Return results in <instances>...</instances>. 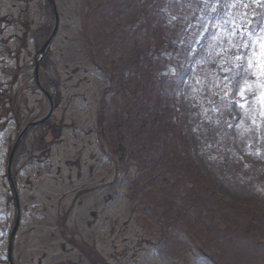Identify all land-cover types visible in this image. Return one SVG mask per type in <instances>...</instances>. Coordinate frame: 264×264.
<instances>
[{"label":"rangeland","instance_id":"1","mask_svg":"<svg viewBox=\"0 0 264 264\" xmlns=\"http://www.w3.org/2000/svg\"><path fill=\"white\" fill-rule=\"evenodd\" d=\"M203 1L189 22L187 0H0V92L13 101L0 106V264L18 206L14 264H264V0L256 17ZM172 42L187 44L182 67L143 52ZM199 58L223 71L202 74ZM38 66L60 86L17 145L11 183L12 148L49 110ZM163 96L165 136L142 119ZM195 186L214 191L198 200Z\"/></svg>","mask_w":264,"mask_h":264},{"label":"trees","instance_id":"2","mask_svg":"<svg viewBox=\"0 0 264 264\" xmlns=\"http://www.w3.org/2000/svg\"><path fill=\"white\" fill-rule=\"evenodd\" d=\"M237 1V6H238V10L241 11V15L245 16V17H254L257 14H260V10H261V3L259 0H236ZM205 5L206 2H204L203 0H187V5L186 6H181V10L180 11V21L183 20H187V21H196L199 19V21L201 20V15H204L205 12L203 11L205 9ZM28 28V25H27ZM46 31V30H45ZM246 37V35H244V38ZM2 45L4 46V44L2 43ZM242 43H238L236 45L233 46V50L235 49H240L242 48ZM1 47V46H0ZM2 49V48H1ZM1 52H5L4 48L1 50ZM143 52L147 53V55L149 56V62L150 63H158L161 64L160 66H164L166 65L168 59L166 58H170V55L173 54H177L178 57L176 58H172L171 62L174 66L177 67H182L180 64V61H182L183 58L187 59V55H188V48H187V44H182L179 42H172L170 44H168V46H158L157 45H149L148 48L146 50H144L143 48ZM150 58L152 59V61H150ZM229 63H227L226 66H228ZM196 70H199L202 74L204 73H210L211 76L215 75L217 72H222L223 71V67H222V62H218V61H211L207 58H199V63L197 65ZM234 71V70H231ZM230 77L232 74H229ZM154 78V80L156 81H160L161 85H165V79H163V77H151ZM161 78V79H160ZM47 82L45 83L46 86L51 90V88L53 87H57V89L60 86V79L58 78V81L55 79L54 76L48 75L46 77ZM221 85L219 86H214L213 85H208L206 91H207V96L211 98V101L213 100L212 97H215L216 95L220 94V91L224 88V86L226 85L224 80H221ZM144 88V87H143ZM142 88V91H143ZM59 91V90H58ZM225 93V92H224ZM56 99L58 101H60V93L58 92V94L56 93ZM227 97V96H225ZM8 98V95L3 91L0 92V106L5 107L6 106V99ZM9 99V98H8ZM10 100V99H9ZM11 102H13L12 100H10ZM57 103V102H56ZM59 103V102H58ZM57 103V104H58ZM220 105H222V103H220ZM172 109H171V104L169 102V100L163 96V98L161 97L159 99V101H154L151 102L150 105L148 106V108L146 109V111H142V119L145 121L146 124L153 126L154 128H156V130L165 135H169V130L168 128V118L169 115L171 114ZM103 112L101 111L99 114V122L100 125L99 127L102 128V123L104 121L103 119ZM100 128V138L101 140L104 138L103 132ZM128 140L127 138V134L124 132L123 134H120V144L114 148V151H116V149L118 147H120L121 149H126L125 147V143ZM104 145V144H103ZM264 146V143H263ZM234 174V173H232ZM214 191V189L210 186L205 187H198L195 186L193 187V191H194V195L197 197L198 200L200 199H206L207 196H210L212 194H210L211 189ZM212 192V191H211Z\"/></svg>","mask_w":264,"mask_h":264},{"label":"water","instance_id":"3","mask_svg":"<svg viewBox=\"0 0 264 264\" xmlns=\"http://www.w3.org/2000/svg\"><path fill=\"white\" fill-rule=\"evenodd\" d=\"M56 21H57V19H56ZM56 31H57V27L54 28L51 36L48 38V40L45 42V44L41 47V49H40V53L41 54H44L48 50V48H49V46H50V44H51V42H52V40H53V38H54V36L56 34ZM38 69H39V66H38V68H36L37 83H38V86L41 89V91L48 97V100H49V110H48L47 115L43 116L42 118H38V119L32 121L30 124H28L23 129V132L21 133V135L17 139V141L15 143V146H14V148L12 150V153L10 155L9 162H8V175H9V178L11 180V183H13V180H12L13 157H14V154H15V151H16V148H17V145L19 144L21 138L23 137L24 132H26L29 128H31L34 125H37V124L46 122L47 120L50 119V117L52 116V113H53L54 100L52 98V95L49 93V91L42 84V82L40 80V75H39ZM19 221H20V216L18 215V218L16 220L15 226H14V228L12 230V234H11L10 249H9V264H14L13 263V257H12V239H13V237L15 235V232H16V229H17V227L19 225Z\"/></svg>","mask_w":264,"mask_h":264}]
</instances>
